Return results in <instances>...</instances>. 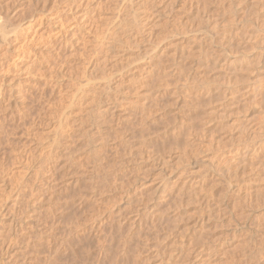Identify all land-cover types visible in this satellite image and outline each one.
Wrapping results in <instances>:
<instances>
[{"label": "rangeland", "instance_id": "1", "mask_svg": "<svg viewBox=\"0 0 264 264\" xmlns=\"http://www.w3.org/2000/svg\"><path fill=\"white\" fill-rule=\"evenodd\" d=\"M3 15L0 264H264V0Z\"/></svg>", "mask_w": 264, "mask_h": 264}, {"label": "bare ground", "instance_id": "2", "mask_svg": "<svg viewBox=\"0 0 264 264\" xmlns=\"http://www.w3.org/2000/svg\"><path fill=\"white\" fill-rule=\"evenodd\" d=\"M2 14V13H1ZM7 14V13H6ZM7 16V15H6ZM11 16V15H10ZM5 16L3 15V17H1L0 16V60H1V58H2V55L4 56V57H6L7 56V54L9 53V51H10V46H11V43H12V39H13V36H14V34H16V33H18V31H17V29H16V27H14V24L12 25V24H8L9 22H8V20L7 19H5V18H7V17H5ZM9 19H10V17H8ZM147 19H149V18H145V20H147ZM12 22V21H11ZM10 28V29H9ZM147 29L148 30H150L151 29V27H149V23H148V26H147ZM66 33V32H65ZM61 34V33H60ZM61 35H63V34H61ZM60 35V36H61ZM65 35V34H64ZM65 37H67V36H65ZM64 46V45H63ZM3 50H5V51H3ZM147 52V50H144L142 53H146ZM141 53V54H142ZM0 65H1V61H0ZM1 77V76H0ZM3 84V83H2ZM2 86L3 85H1V87H0V93H1V90H2ZM5 90V89H4ZM1 95V94H0ZM21 98V97H20ZM24 99V98H23ZM22 100V99H21ZM7 110V109H6ZM6 110H4V111H6ZM50 175V174H49ZM18 200V199H17ZM16 203V202H15ZM149 215V214H148ZM13 224V223H12ZM10 227V226H9ZM29 228L28 229H31V227L32 226H28ZM33 231V230H32ZM31 234V233H30ZM9 239V238H8ZM29 244V243H28ZM73 254V253H72Z\"/></svg>", "mask_w": 264, "mask_h": 264}]
</instances>
